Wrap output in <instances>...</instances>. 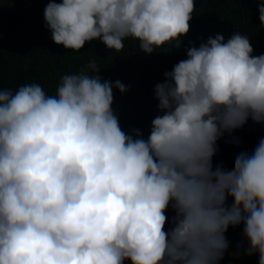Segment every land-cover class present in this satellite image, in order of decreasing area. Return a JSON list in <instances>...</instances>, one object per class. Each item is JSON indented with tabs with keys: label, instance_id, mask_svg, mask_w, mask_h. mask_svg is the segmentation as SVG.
<instances>
[{
	"label": "clouds",
	"instance_id": "9594fccd",
	"mask_svg": "<svg viewBox=\"0 0 264 264\" xmlns=\"http://www.w3.org/2000/svg\"><path fill=\"white\" fill-rule=\"evenodd\" d=\"M194 12L195 0H53L44 18L70 51L133 40L151 55L180 47ZM253 52L240 34L190 47L155 88L161 115L146 139L120 126L119 80L81 72L52 96L39 84L0 91V264H219L241 224L264 264V138L233 169L213 165L226 133L264 124V54Z\"/></svg>",
	"mask_w": 264,
	"mask_h": 264
},
{
	"label": "trees",
	"instance_id": "16d2710c",
	"mask_svg": "<svg viewBox=\"0 0 264 264\" xmlns=\"http://www.w3.org/2000/svg\"><path fill=\"white\" fill-rule=\"evenodd\" d=\"M53 0H0V91H18L26 84H39L49 96L55 95L61 78L67 74L84 72L100 75L102 81L125 85L121 94L113 87L114 111L120 118V126L126 134L141 130L146 139L151 131L152 120L161 115L156 99L157 84L165 82V73L181 60L187 59L190 47L207 43L210 37L223 35L225 42L235 34L247 36L253 55L264 54V25L259 19V6L264 0H195V12L190 31L182 37V45L151 55L139 48L137 41L125 40L124 49L110 50L100 40L86 43L77 52L57 45L46 26L44 12ZM62 3V0H54ZM95 61L97 69L89 67ZM264 138V124L249 120L231 135L227 133L218 141V152L213 165L226 170L234 168L237 155L252 153ZM229 205L233 203L231 198ZM165 230L173 227L174 210L169 207ZM229 248L219 264H259V255H249V241L244 226L230 227L226 233ZM125 264H131L126 261Z\"/></svg>",
	"mask_w": 264,
	"mask_h": 264
}]
</instances>
